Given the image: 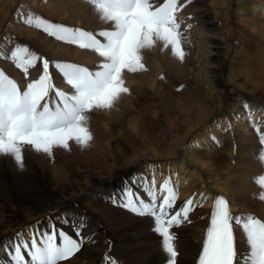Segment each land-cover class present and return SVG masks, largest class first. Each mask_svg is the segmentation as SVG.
<instances>
[{
    "label": "bare ground",
    "instance_id": "6f19581e",
    "mask_svg": "<svg viewBox=\"0 0 264 264\" xmlns=\"http://www.w3.org/2000/svg\"><path fill=\"white\" fill-rule=\"evenodd\" d=\"M177 2L185 5L176 13L186 37L183 62L159 42L144 50L147 71L124 73L130 94L111 110L91 113L94 139L88 147L70 142V150L55 148L51 156L26 148L23 171L10 156L0 157V264H13L7 246L17 233L28 240L31 232L48 231L54 224L74 235L72 225L81 218L86 222L83 247L62 264H104L106 254L119 264H167L152 219L112 203L128 187L144 195L141 185L153 176L157 190L168 177L177 186L175 210L193 201L188 221L172 229L176 264H195L214 197L226 198L234 215L264 220V200L255 182L264 175L261 145L244 108L257 110L254 120L264 132L259 111L264 109V48L256 44V50L243 54L245 45L225 36L228 28L240 30L244 17L263 29L264 0H230L223 13L215 0ZM29 12L93 33L111 28L86 0H0V69L26 85L7 58L20 44L50 62L96 70L101 59L96 53L26 25L21 16ZM224 14L231 26L220 23ZM39 65L30 69L29 79L38 78ZM50 71L56 86L69 91L62 76ZM234 231L243 254L245 237L239 227Z\"/></svg>",
    "mask_w": 264,
    "mask_h": 264
},
{
    "label": "snow or ice",
    "instance_id": "6c2138e0",
    "mask_svg": "<svg viewBox=\"0 0 264 264\" xmlns=\"http://www.w3.org/2000/svg\"><path fill=\"white\" fill-rule=\"evenodd\" d=\"M86 2L102 21L111 24L110 29L93 33L53 23L31 12L22 15L21 20L58 41L96 53L101 58L96 70L71 62H50L20 44L12 48L7 58L28 80L26 85H19L0 69V157L10 156L21 171L26 148L51 156L55 148L70 150V142L88 147L94 139L90 130L91 113L111 110L122 95L130 94L124 73L147 71L144 50L152 49L159 42L181 62L187 54L183 47L186 37L176 18V13L185 5L178 4L177 0H163L158 5L152 0ZM39 62H42V71L38 78L29 79L30 69L40 66ZM50 67L70 86L69 91L56 86ZM244 108L246 118L257 132L261 145L258 159L264 165V132L254 120L257 110L248 104ZM259 111L264 113V109ZM255 182L261 188L259 198L264 200V175L256 177ZM141 191L144 195L128 187L112 203L136 216L151 218L152 230L161 237L167 264H176L178 250L172 229L188 221L193 201L189 198L175 210L177 186L170 177L165 178L159 190L154 176L151 181L145 178ZM201 198H205L203 194ZM85 227L86 222L81 218L72 225L74 235L54 224L49 225L48 231L31 232L28 240L17 233L7 246L11 261L13 264H62L82 249ZM235 227L245 237L243 254L236 245ZM104 264L119 262L106 254ZM197 264H264V220L252 214L234 215L226 199L215 197Z\"/></svg>",
    "mask_w": 264,
    "mask_h": 264
},
{
    "label": "rangeland",
    "instance_id": "374dc122",
    "mask_svg": "<svg viewBox=\"0 0 264 264\" xmlns=\"http://www.w3.org/2000/svg\"><path fill=\"white\" fill-rule=\"evenodd\" d=\"M215 1L217 3L218 7L221 8V13H223V9L228 8L230 5V0H215ZM227 16H229V15L224 14L221 17L222 20H220V23L226 27H228L229 25L230 26L232 25L229 17H227ZM242 26L243 27L236 32H234L236 29L232 30L231 28H228L227 31H225L226 39L231 41L232 38H236L238 41L242 42V44L245 45L244 47H242V53L243 54L246 53L247 50H250L249 52L256 50V44L260 45V46H262V48H264V28L259 31L256 28L257 27L256 20L250 21V20H247L246 17H244V20L242 22ZM232 32H234V33H232Z\"/></svg>",
    "mask_w": 264,
    "mask_h": 264
}]
</instances>
